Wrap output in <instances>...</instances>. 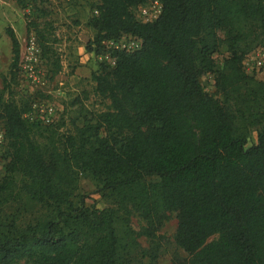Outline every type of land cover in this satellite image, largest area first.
Listing matches in <instances>:
<instances>
[{
	"label": "trees",
	"instance_id": "1",
	"mask_svg": "<svg viewBox=\"0 0 264 264\" xmlns=\"http://www.w3.org/2000/svg\"><path fill=\"white\" fill-rule=\"evenodd\" d=\"M28 1L45 10L46 0ZM90 1L88 45L111 61L91 75L94 94L108 102L104 111L59 133L58 114L47 125L27 122L23 113L36 102L17 105L0 89L7 159L0 264H135V238L157 239L170 213L173 243L184 256L174 253L168 264H264V82L242 65L251 51H264V0H155L160 12L150 22L139 20L136 9L154 0ZM25 27L55 76L51 24ZM5 33L11 79L18 42L10 28ZM121 37L137 41V49L105 45ZM220 46L227 56L214 71L211 55ZM208 73L220 101L200 85ZM259 126L246 147L249 129ZM80 174L99 184L110 207L72 202ZM22 198L23 211L37 206L46 216L20 223L18 206L5 211L10 203L22 208ZM131 212L144 222L137 232L127 224ZM157 245L144 264H157Z\"/></svg>",
	"mask_w": 264,
	"mask_h": 264
},
{
	"label": "rangeland",
	"instance_id": "2",
	"mask_svg": "<svg viewBox=\"0 0 264 264\" xmlns=\"http://www.w3.org/2000/svg\"><path fill=\"white\" fill-rule=\"evenodd\" d=\"M92 5L90 0H46L43 8L45 10L41 11L40 6L28 0H24L22 8L13 0H0V89L4 86V97L14 101L17 105L34 101L41 106H52L56 115L58 114L59 133L71 131L73 126L81 125L84 117L88 118L93 113L104 111L108 105L106 100L94 94V84L91 81V75L100 70L99 64L111 65L110 59L105 58L106 53L95 55L93 47L88 45L94 35V31L88 26V20L92 15ZM43 21L51 24L56 39L54 47L59 57L60 70L53 77H49L47 65L40 56V49L33 33L25 30L26 23ZM6 28L13 31L18 42V58L16 68L13 70L14 76L11 79L8 75L11 53L10 43L5 33ZM29 39L34 40L36 45V63L31 77L24 68L26 64L24 57ZM123 41L126 42V39L121 37L117 43ZM258 50L261 49L248 53L243 58L242 65L247 75L264 82V64L256 68L252 62ZM226 56L224 46H220L218 51L211 55L214 71L221 68ZM200 85L206 94L220 101L219 94L213 88V73L205 74L200 78ZM32 116L29 111L23 113V118L27 122L33 119ZM262 127L249 129L246 136V147L255 143L256 134ZM3 151L2 141L0 143V179L4 175V166L7 162ZM99 187L97 182L80 174L73 191L72 202L77 205L82 200L85 206H94L98 209L110 207V200L99 190ZM23 202L22 198L20 204L23 209L19 207V204L10 203L5 211L18 206L21 212L20 223L46 216V213L37 206L23 211V205H25ZM127 224L134 232L144 226V222L133 212L129 214ZM123 227V216L118 215L115 229L119 236ZM175 227V216L170 213L156 232L157 239L150 241L143 236H137L135 238L137 245L135 264H144L147 260L144 254L149 252L152 245L156 243L158 244L157 264H168L174 253L183 255L173 243Z\"/></svg>",
	"mask_w": 264,
	"mask_h": 264
},
{
	"label": "built area",
	"instance_id": "3",
	"mask_svg": "<svg viewBox=\"0 0 264 264\" xmlns=\"http://www.w3.org/2000/svg\"><path fill=\"white\" fill-rule=\"evenodd\" d=\"M160 12V4L157 1H149L146 5L140 6L136 9V16L142 22H150L157 17ZM105 45L108 48L119 49L124 51H133L137 49L138 42L131 40L129 42L113 43L106 42ZM36 45L34 40L29 39L27 43L26 53L24 57L25 70L29 73V77L32 75L33 67L36 63ZM253 65L256 68H260L264 64V51L258 50L255 58L252 59ZM29 114H32V118L40 121L42 124H50L56 117L55 111L52 106H41L36 103L31 105ZM32 119V120H33ZM2 142V131L0 129V143Z\"/></svg>",
	"mask_w": 264,
	"mask_h": 264
}]
</instances>
